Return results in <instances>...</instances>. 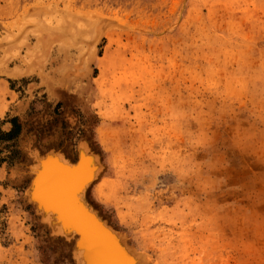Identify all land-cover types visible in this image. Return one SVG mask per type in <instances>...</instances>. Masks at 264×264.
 <instances>
[{
    "label": "rangeland",
    "instance_id": "374dc122",
    "mask_svg": "<svg viewBox=\"0 0 264 264\" xmlns=\"http://www.w3.org/2000/svg\"><path fill=\"white\" fill-rule=\"evenodd\" d=\"M15 117L0 264H79L28 191L32 153L82 143L104 166L85 201L144 264H264V0H0Z\"/></svg>",
    "mask_w": 264,
    "mask_h": 264
},
{
    "label": "bare ground",
    "instance_id": "6f19581e",
    "mask_svg": "<svg viewBox=\"0 0 264 264\" xmlns=\"http://www.w3.org/2000/svg\"><path fill=\"white\" fill-rule=\"evenodd\" d=\"M32 154L38 162L30 169L34 180L28 197L53 235L68 241L77 238L74 255L79 264L145 263L127 245L126 238L110 228L85 201L88 189L104 169L100 156L88 143L79 146L77 164L55 152L40 159L36 152Z\"/></svg>",
    "mask_w": 264,
    "mask_h": 264
},
{
    "label": "trees",
    "instance_id": "16d2710c",
    "mask_svg": "<svg viewBox=\"0 0 264 264\" xmlns=\"http://www.w3.org/2000/svg\"><path fill=\"white\" fill-rule=\"evenodd\" d=\"M7 123L11 125V129L9 131H3L2 125H5ZM22 133H23V126L17 117L0 123V143L3 142L12 143L11 147H15L14 152H12L13 157L9 159H14V156H18V158H21V152L15 146V143L21 137ZM5 162H7L6 159L0 160V163H5Z\"/></svg>",
    "mask_w": 264,
    "mask_h": 264
},
{
    "label": "water",
    "instance_id": "95a60500",
    "mask_svg": "<svg viewBox=\"0 0 264 264\" xmlns=\"http://www.w3.org/2000/svg\"><path fill=\"white\" fill-rule=\"evenodd\" d=\"M79 157H80V156H79V152H78V157H77L76 161H74L75 164H77V163L79 162V160H80ZM34 205L37 207V205H36L35 203H34Z\"/></svg>",
    "mask_w": 264,
    "mask_h": 264
}]
</instances>
